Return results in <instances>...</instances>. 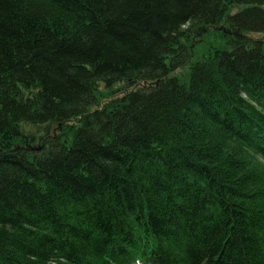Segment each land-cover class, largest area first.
<instances>
[{
	"label": "trees",
	"instance_id": "16d2710c",
	"mask_svg": "<svg viewBox=\"0 0 264 264\" xmlns=\"http://www.w3.org/2000/svg\"><path fill=\"white\" fill-rule=\"evenodd\" d=\"M0 264H264V0H0Z\"/></svg>",
	"mask_w": 264,
	"mask_h": 264
},
{
	"label": "rangeland",
	"instance_id": "374dc122",
	"mask_svg": "<svg viewBox=\"0 0 264 264\" xmlns=\"http://www.w3.org/2000/svg\"><path fill=\"white\" fill-rule=\"evenodd\" d=\"M210 35L211 36H215V37L218 36L216 32H211ZM251 37L255 38V39H260L262 37V35H258V34L257 35H251ZM119 87H121V85L116 86V89L119 88ZM120 93H122V92H120Z\"/></svg>",
	"mask_w": 264,
	"mask_h": 264
},
{
	"label": "water",
	"instance_id": "95a60500",
	"mask_svg": "<svg viewBox=\"0 0 264 264\" xmlns=\"http://www.w3.org/2000/svg\"><path fill=\"white\" fill-rule=\"evenodd\" d=\"M32 150H36V149H32ZM38 150V149H37Z\"/></svg>",
	"mask_w": 264,
	"mask_h": 264
}]
</instances>
